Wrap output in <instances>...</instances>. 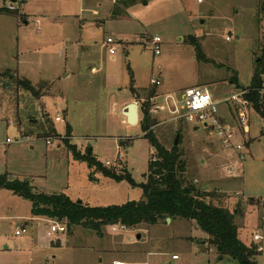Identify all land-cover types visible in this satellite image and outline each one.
Here are the masks:
<instances>
[{"label":"rangeland","instance_id":"obj_1","mask_svg":"<svg viewBox=\"0 0 264 264\" xmlns=\"http://www.w3.org/2000/svg\"><path fill=\"white\" fill-rule=\"evenodd\" d=\"M111 1L0 0V73L11 70L44 95L35 98L0 76V176L88 207L121 205L138 201L141 190L88 169L65 144L79 154L91 151L102 168L126 171L138 184L154 156L145 135L168 151L178 135L187 181L216 195L215 205L240 208L239 239L263 249L256 264H264V120L241 96L260 56L264 0H150L117 19L109 14ZM153 37L161 41L157 56L147 45ZM151 79L161 85L151 86ZM262 82L264 88V73ZM193 87L207 89L219 103L221 121L241 151L224 148L211 128L151 112L167 93L179 100ZM133 103L139 123L128 126L122 111ZM58 114L65 116L55 122ZM142 120L152 125L146 132ZM51 224L65 227L33 218L29 201L0 190V264H236L217 261L212 248L201 251L208 236L181 219L133 230L103 227L102 237L80 227L50 237ZM20 226L26 233L17 237ZM252 234L262 241L253 242Z\"/></svg>","mask_w":264,"mask_h":264},{"label":"trees","instance_id":"obj_2","mask_svg":"<svg viewBox=\"0 0 264 264\" xmlns=\"http://www.w3.org/2000/svg\"><path fill=\"white\" fill-rule=\"evenodd\" d=\"M149 1L118 0L112 6L110 16L117 19L126 15L129 8L138 4L146 5ZM260 10L264 16V1ZM1 12L7 13L8 10L1 9ZM196 49L200 58L201 49L198 46ZM263 73L264 39L249 89L241 95L243 101L264 120ZM0 76H5L17 89L26 91L35 98L44 96L40 94L39 88H35L25 78H18L11 70L3 71ZM143 120L140 121V125H143L142 129L146 132L152 125L146 126L148 122L146 120L143 124ZM145 138L154 151V156L147 160V172L143 176V182L138 184L126 171L117 174L114 170L102 168L91 151L79 154L75 145L65 144V149L70 152L72 158L85 162L88 169L98 168L107 179L115 182L124 181L132 188H139L141 198L138 201L107 207H88L80 201L73 202L63 193L50 196L35 193L27 181H9L5 176H0V190L9 191L29 201L30 214L33 218H46L56 223H64V229L68 234L71 233L72 227H80L102 237L103 227L119 226L125 230H133L139 225L149 227L165 224L166 219H170L171 222L181 219L189 223L194 222L196 227L208 236L200 249L201 251L214 249L217 261L228 258L236 264H256V258L260 255L258 247L243 243L238 236L235 220L240 208L230 211L215 205L213 200H217L216 195L201 190L195 182L187 181L186 163L177 145H173L168 151L151 134H146Z\"/></svg>","mask_w":264,"mask_h":264},{"label":"built area","instance_id":"obj_3","mask_svg":"<svg viewBox=\"0 0 264 264\" xmlns=\"http://www.w3.org/2000/svg\"><path fill=\"white\" fill-rule=\"evenodd\" d=\"M115 2L118 0H114ZM200 2L201 0H195ZM13 10L12 7H10ZM160 39L158 37L151 38L147 45L152 48V51L155 56L160 54ZM107 51L109 55L113 58L115 55V48L113 46V41L108 38L106 40ZM151 86H159L160 81L151 79L150 81ZM163 101L161 104H155L152 107L153 113H166L169 116V120L172 122L184 121V122H192L196 125H202L204 128H211L215 131L218 140L222 143L224 148H231L236 151H241L243 149L242 144H237L234 146L233 140L235 139L234 131L232 128L221 121L219 116L218 102L214 101L212 96L209 94L207 89L200 88V87H193L184 90V92L180 95V99H177V94H168L164 96ZM244 105L246 102H243ZM64 115L58 114L54 121L60 122L62 121ZM26 140H29L26 137ZM11 140L6 139V143H10ZM46 145H50L49 138H45ZM239 155V159L242 161L244 160V156ZM116 160L120 159L118 155ZM121 160V159H120ZM106 166H110L109 162H105ZM65 229L60 227L59 225H52L50 228L51 233H63ZM26 233V229L24 226H20L16 228L14 234L15 236L19 237L22 234ZM252 241L259 242L262 241V237L258 234H252ZM259 251L263 250L260 248ZM172 260H177V256L172 255ZM113 264H125L122 262L114 261Z\"/></svg>","mask_w":264,"mask_h":264},{"label":"water","instance_id":"obj_4","mask_svg":"<svg viewBox=\"0 0 264 264\" xmlns=\"http://www.w3.org/2000/svg\"><path fill=\"white\" fill-rule=\"evenodd\" d=\"M3 2H9L11 4L16 3L18 0H2ZM139 109L136 104H129L125 107L124 111L122 112L123 117L125 118V123L128 126H136L139 123L138 117ZM206 127V125L204 126ZM178 144V135L174 140V145ZM166 223H170V219H166Z\"/></svg>","mask_w":264,"mask_h":264},{"label":"crops","instance_id":"obj_5","mask_svg":"<svg viewBox=\"0 0 264 264\" xmlns=\"http://www.w3.org/2000/svg\"><path fill=\"white\" fill-rule=\"evenodd\" d=\"M110 5H111V8H112V6L114 5V1L112 0L111 2H110ZM111 8H110V11H111ZM109 14H110V12H109ZM160 85H161V83H160ZM159 85V86H160ZM169 93H167L166 95H168ZM123 112V111H122ZM64 116H65V114H63ZM124 122H125V120H124ZM28 182V181H27ZM81 202V201H80ZM41 219H43V220H46V221H48V222H52V221H49V220H47L46 218H41ZM166 223V222H165ZM170 223H171V221H170ZM166 224H168V223H166ZM51 226H52V224H51ZM51 226H50V228H51ZM48 236H50V237H52V233L50 232V231H48ZM62 234V233H61ZM207 239V238H206ZM202 243H204V242H202ZM53 244V243H52ZM56 244H59V242L57 241V243ZM114 261H117V262H122V263H125V262H123V261H119V260H114ZM113 261V262H114ZM172 261H176V260H172ZM126 264V263H125Z\"/></svg>","mask_w":264,"mask_h":264}]
</instances>
